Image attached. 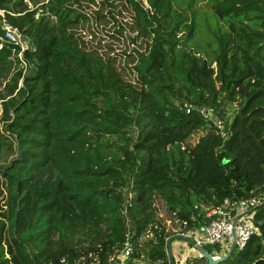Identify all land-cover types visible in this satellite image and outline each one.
<instances>
[{"label": "trees", "instance_id": "trees-1", "mask_svg": "<svg viewBox=\"0 0 264 264\" xmlns=\"http://www.w3.org/2000/svg\"><path fill=\"white\" fill-rule=\"evenodd\" d=\"M182 2L0 0V36L5 20L30 38L26 67L0 39V264H110L127 238L170 264L179 231L264 195V0H209L211 54L191 45L196 0ZM253 221L216 264H264V202Z\"/></svg>", "mask_w": 264, "mask_h": 264}, {"label": "built area", "instance_id": "built-area-1", "mask_svg": "<svg viewBox=\"0 0 264 264\" xmlns=\"http://www.w3.org/2000/svg\"><path fill=\"white\" fill-rule=\"evenodd\" d=\"M3 15V11L1 12ZM4 35L0 39H5L7 42L14 44L13 53L10 59L16 65L17 60H20V66L26 67L24 60V52L30 47V38L24 34L18 27L12 26L5 20L2 22ZM1 46V45H0ZM18 47V48H17ZM186 112L192 110L199 111L211 125L218 127L220 130L224 127V120L221 115L209 106H199L193 102H185L183 105ZM236 104H232L228 110V114L232 115ZM264 202V195H253L242 197L237 200L225 198L217 207L213 208L209 215V222L201 229L181 230L177 236L181 239H186L189 242L188 252L183 254L179 264H185L188 258L195 255L198 251L197 246L220 245V249L216 250L212 255L213 258H220L225 254L232 242V229L235 221L236 243L235 248L242 249L247 243L250 236L256 231L253 221L255 209ZM168 254V248H166ZM84 259L76 261L75 264H86ZM58 264H69L65 257H61ZM89 264H100L98 256L92 257ZM110 264H149L144 255L133 256V245L129 238L122 243V248L119 253L113 255L110 259Z\"/></svg>", "mask_w": 264, "mask_h": 264}, {"label": "rangeland", "instance_id": "rangeland-1", "mask_svg": "<svg viewBox=\"0 0 264 264\" xmlns=\"http://www.w3.org/2000/svg\"><path fill=\"white\" fill-rule=\"evenodd\" d=\"M42 1L46 0H35L36 3L33 2V0H25L29 4L30 8H36L39 6ZM100 0H95L96 3L99 4ZM91 3V2H90ZM178 3L183 5L184 3L182 0H178ZM97 4V5H98ZM91 6L93 8H96V5L91 3ZM195 18L197 21V26H198V31L196 32L193 41L191 42V45L194 49L200 50L204 54H211L212 53V48H216V43L214 42L213 35L211 33V30L215 29V21L212 16V12L209 8V0H196L195 5ZM3 10H0V13ZM199 22V23H198ZM109 33H113V31L108 30ZM88 38H90V34L88 35ZM116 50H119V48H116ZM8 80L4 82L6 84ZM3 84L0 87V90H2ZM223 131L225 132L224 128ZM148 235V232L146 236ZM176 241V240H175ZM181 248L183 254L188 252V242L185 241L184 239H181ZM181 258V257H180ZM145 260L148 261V258L146 257Z\"/></svg>", "mask_w": 264, "mask_h": 264}, {"label": "water", "instance_id": "water-1", "mask_svg": "<svg viewBox=\"0 0 264 264\" xmlns=\"http://www.w3.org/2000/svg\"><path fill=\"white\" fill-rule=\"evenodd\" d=\"M211 128L213 129H216L217 131H220V129L218 127H215V126H211ZM16 148H17V151H18V158L21 157L22 155V150H21V147H20V144L17 143L16 145ZM223 163H225V160H223ZM237 217L235 218L234 222H233V225L235 227V221H236ZM233 227L232 229V242H231V245L228 249V251L223 255L221 256L220 258H213L212 255L207 251V249L204 247V246H197V249L199 251V253L205 258L207 259L208 263L209 264H216L218 263L220 260H224L226 259L230 254L231 252L235 249V243H236V232H235V228ZM168 258H169V262L170 264H176L174 259H173V255H172V248L170 245H168Z\"/></svg>", "mask_w": 264, "mask_h": 264}, {"label": "crops", "instance_id": "crops-1", "mask_svg": "<svg viewBox=\"0 0 264 264\" xmlns=\"http://www.w3.org/2000/svg\"><path fill=\"white\" fill-rule=\"evenodd\" d=\"M184 240L187 241L186 239H184ZM180 242H181V239L176 240L175 243L173 244V247H172V253H173V256L175 257V259L177 260V264L180 263L179 260L181 261L182 257H183V252H182L183 250L181 248ZM188 245H189V242H188Z\"/></svg>", "mask_w": 264, "mask_h": 264}]
</instances>
